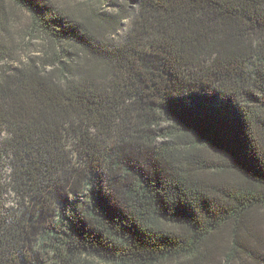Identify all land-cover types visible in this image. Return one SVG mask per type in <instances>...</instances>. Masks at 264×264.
Returning <instances> with one entry per match:
<instances>
[{
  "label": "trees",
  "instance_id": "16d2710c",
  "mask_svg": "<svg viewBox=\"0 0 264 264\" xmlns=\"http://www.w3.org/2000/svg\"><path fill=\"white\" fill-rule=\"evenodd\" d=\"M94 1L0 0V264H264V0Z\"/></svg>",
  "mask_w": 264,
  "mask_h": 264
},
{
  "label": "rangeland",
  "instance_id": "374dc122",
  "mask_svg": "<svg viewBox=\"0 0 264 264\" xmlns=\"http://www.w3.org/2000/svg\"><path fill=\"white\" fill-rule=\"evenodd\" d=\"M118 5L110 6V9L116 8V10H119L121 6H127L128 2L126 0H115ZM53 3L62 6V4L69 5L70 7H78L79 5L86 6L87 0H52ZM95 7L101 6L102 4H99L98 0H95L94 2ZM120 4H122L120 6ZM6 6L8 8L9 12V20L10 23L8 24L9 28L11 29L13 35L15 37V44L16 46H21L22 52H28L33 53L36 52V50H40L41 48V40L32 37L29 35V33L25 30V26L27 25L29 21V16L27 13L23 10H20L16 7H14L10 3H6ZM132 8V7H131ZM103 9V8H102ZM123 15V14H122ZM128 22L124 21L122 23L123 27H127ZM18 196L16 193H10L7 196L6 204L9 207H12L14 209H17L19 206L18 202Z\"/></svg>",
  "mask_w": 264,
  "mask_h": 264
}]
</instances>
